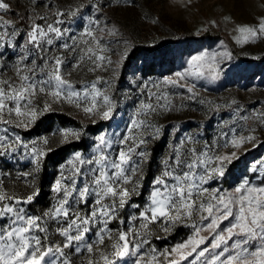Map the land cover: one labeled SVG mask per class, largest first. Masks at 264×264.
Returning a JSON list of instances; mask_svg holds the SVG:
<instances>
[{
	"label": "snow or ice",
	"instance_id": "1",
	"mask_svg": "<svg viewBox=\"0 0 264 264\" xmlns=\"http://www.w3.org/2000/svg\"><path fill=\"white\" fill-rule=\"evenodd\" d=\"M30 3L31 16L19 18L21 24L26 18L30 20L25 31L5 18L12 6L8 0H0V50L11 48L16 56L11 69L14 76L4 78L8 63L4 51H0V125L4 126L0 127V156L23 148L33 165L32 172L23 174L26 187L32 189L26 197L6 191L0 181V220L7 221L0 225V264H75L72 254L82 256L84 251L88 257L81 264H123L129 257L131 264H264V177L260 185H252L245 178L230 191L209 187L222 180L238 159L236 151L220 150L239 149L254 142L257 127L247 125V134L234 129L230 135L203 145L193 135H179L178 143L168 146L162 170L151 180L147 202L142 207L133 202L142 195L144 166L151 160L150 144L169 132V127L158 124L155 118L186 107L174 103L175 96L182 101L194 100L197 85L192 81L218 80L220 62L232 55L227 49L193 55L183 71L155 84L156 90H149L148 100L140 101L126 132L116 138L97 135L91 157L75 151L67 166H60L58 178L51 185L55 204L40 215L29 213L25 205L34 202L40 188L27 181L34 179L52 150L47 148L50 141L41 137L25 143L18 134L9 136L7 126L29 130L38 116L60 103L74 105L93 123L108 121L116 108L110 94L111 80L100 76L80 80L77 89L66 78L86 63L91 65L87 72L106 71L113 64L106 55L110 49L103 36L96 35L97 31L116 35L100 20L102 6L92 0L87 5H70L67 10L57 8L53 12L50 0ZM41 6L47 14L37 12ZM86 7L92 8L93 14L82 16ZM77 17L87 21L80 24L81 31L74 33L62 27L65 18ZM236 31L242 37L236 38L237 43L264 38V17L258 26H238ZM19 38L24 39L22 44ZM69 63L71 70L67 69ZM173 89H182L188 95ZM41 96L46 97L42 107ZM242 119H251L264 129V111ZM170 127L172 135L180 133L179 127ZM60 135L62 144H66L70 138L79 140L82 133L63 129ZM114 148L115 156L111 151ZM257 170L264 172V161L251 169L254 173ZM127 207L136 211L122 217ZM114 222L125 227L114 232L110 227ZM179 226L192 230L185 241L162 252L150 247L149 237L160 238L153 235L154 227L168 234ZM91 232L95 239L89 240ZM55 235L62 239L54 241ZM145 246H149L147 252L143 251Z\"/></svg>",
	"mask_w": 264,
	"mask_h": 264
},
{
	"label": "rangeland",
	"instance_id": "2",
	"mask_svg": "<svg viewBox=\"0 0 264 264\" xmlns=\"http://www.w3.org/2000/svg\"><path fill=\"white\" fill-rule=\"evenodd\" d=\"M8 2L12 6V12L7 14L5 18L13 20L18 27L26 31V26L30 23V20L26 18L21 24L19 18L25 14L31 16L32 5L30 0H8ZM48 2L49 0H43V3ZM50 2L53 5V12H55L57 8L67 10L70 5L73 7L76 4L87 5L92 0H50ZM95 3L102 6V12L100 13L102 24L106 22L105 27L116 32L115 36H108L107 32L100 33L97 31L96 33L97 36L102 35L104 42L108 45L110 51L106 55L110 57L113 64L106 71L87 72V68L91 65L86 63L81 70L73 72L70 77L66 78L73 81L77 89L80 88V80L91 81L97 76L105 80H111L110 94L116 101V108L113 117L107 121V127L92 137L89 148L71 151L54 165L48 164L49 172L42 190L43 200L41 201L37 197L30 205H25L29 213L40 215L55 204V193L51 191V185L58 178L60 166H67V161L75 151H81L83 155L91 157L97 135L105 133L109 138H116L119 134L126 132V125L130 123V118L138 108L140 101L148 100L149 90H156L153 87L155 84L161 82L165 77L173 76L176 71H183L187 67V61L191 56L198 55L201 52H218L225 49L232 55L230 59L220 62L222 70L218 80L192 81L197 85L195 99L191 101L184 99L182 101L179 96H175L174 103H184L186 107L178 112L166 113L155 118L158 124L169 127V132L162 137L165 142L160 155L157 157V170L154 176L162 170L161 162L169 152V144L178 143L179 135H193L199 145L211 144L213 141L220 140L223 136L230 135L234 129L237 131L243 130V133L247 134V125H252L257 127L254 142L245 143L239 149L220 150L221 153L236 151L238 158L247 155L245 167L238 170L236 166H233V162L223 179L217 180L209 187L230 191L234 190L245 178L249 179L252 185H260L264 172L257 170L254 173L251 169L254 165H258L260 161H264V129L259 128L258 124L251 119L245 122L242 117H251L254 113L264 111V77L261 76L260 71H257L254 72L251 78L246 80L242 78L238 70L233 71L232 67L237 68L238 65H241L240 59L256 61L264 59V38L248 43H237L236 39L241 37V34L236 31L238 26H258L259 19L264 17V0H95ZM93 11L92 8L86 7L82 9L81 15L88 16L93 14ZM37 12L47 14L48 10L41 6L37 9ZM213 21L215 24L212 23ZM86 22V20L81 21L80 17L76 19L65 18L62 27L70 28L72 32L78 33L82 30L80 24ZM206 32L213 33L218 39L210 42L204 41L197 47L189 46L181 60L176 62L174 68L170 71L162 69L156 73H149L147 70L141 72L139 69L128 68L129 51L135 46H154L161 39H175L185 34L201 35ZM23 42L24 39L19 38L18 43L22 44ZM12 53L13 49L11 48L4 51L8 63V68L3 73L4 78L14 76L11 69L16 56ZM148 61L150 63L151 58ZM67 69L71 70V63L67 65ZM171 91L183 93L185 97L188 95L182 89ZM45 98L43 96L39 98L40 107L43 106ZM50 111L64 112L84 123L93 122L91 119L84 117L81 110L67 103L55 104ZM188 119L192 121L191 124L186 123ZM172 125L180 128V133L177 136L171 133L170 126ZM0 127L4 126L0 125ZM7 127L10 128L9 136L14 137L18 134L25 143L39 140L41 137L48 138L50 141L47 145L48 149L62 143L61 130H75L70 126H60L57 123H54L48 131L42 130L39 133L37 131L29 133L28 130L15 128L14 126ZM71 140H74V138L69 139V141ZM152 144L149 146V151ZM111 151L113 156L117 154L115 148ZM43 163L44 160L34 179L28 178V184L39 186L37 181ZM32 171L33 165L30 163V157L26 155L23 148H19L15 153L10 152L8 155L0 156V181H3L5 190L10 193L15 192L23 197L30 194L32 189L26 187L23 174ZM79 180L80 178H78V182ZM151 180L150 182L147 179L143 181L142 195L133 199V202L141 205V207L148 200ZM134 211L136 210L127 207L122 217H127ZM6 223V220H0V225ZM110 227L115 232L118 227H125V225H118L114 222ZM191 231L189 227L179 226L173 228L170 233L165 234L158 227H154L153 235L160 238L149 237L150 247L161 252L165 249H171L177 243L185 241ZM202 235H207V233ZM88 238L89 240L95 239L94 232L89 233ZM61 239L58 235L53 237L56 242ZM148 249L149 246H145L143 251L147 252ZM87 257L86 251L83 252L82 256L72 254L75 264H81V260H86ZM131 261L132 258L129 257L123 261V264H131Z\"/></svg>",
	"mask_w": 264,
	"mask_h": 264
},
{
	"label": "trees",
	"instance_id": "3",
	"mask_svg": "<svg viewBox=\"0 0 264 264\" xmlns=\"http://www.w3.org/2000/svg\"><path fill=\"white\" fill-rule=\"evenodd\" d=\"M52 17L49 18L48 22H51ZM218 37L213 35V33H202L201 35L185 34L183 36H178L175 39H161L154 46H135L129 51L128 68L129 69H139L141 72L147 70L149 73H156L159 70L166 69L170 71L174 68L176 62L180 61L183 57L186 49L189 46L197 47L202 44V42H210L216 40ZM151 61L149 63V59ZM241 65L237 68L232 67V70H238L242 75V78L248 80L252 77L254 72L260 71L261 76L264 77V59L262 60H250V59H240ZM140 63V66H139ZM54 123L60 126H70L75 130L82 133L79 140H71L66 144H56L51 147V151L47 152L44 159L41 173L38 177L37 183L39 184L40 193L39 200H43V188L46 177L48 175V164L54 165L58 161L64 158V156L74 150H83L89 148L91 144L92 137L102 131L107 127V121L97 120L96 123L87 122L84 123L80 119L68 115L60 111H50L42 116H40L33 127H31L27 132L34 133L37 131H48ZM187 124H191L192 121L188 119ZM164 140L154 142L150 147L151 160L149 164L144 167V175L146 179L150 182L152 176L157 170V157L160 155V151L163 149ZM247 160V155L239 157L233 163L238 170H242L245 167Z\"/></svg>",
	"mask_w": 264,
	"mask_h": 264
}]
</instances>
